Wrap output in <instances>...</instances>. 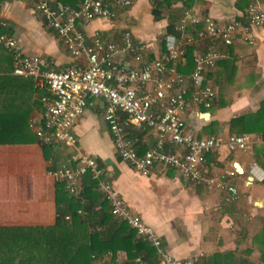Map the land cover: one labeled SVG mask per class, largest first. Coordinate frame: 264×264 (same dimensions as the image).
Returning a JSON list of instances; mask_svg holds the SVG:
<instances>
[{"label": "crops", "instance_id": "crops-1", "mask_svg": "<svg viewBox=\"0 0 264 264\" xmlns=\"http://www.w3.org/2000/svg\"><path fill=\"white\" fill-rule=\"evenodd\" d=\"M49 1L53 6L67 4L61 0ZM73 1L78 6L82 0ZM162 1L132 0L131 6L121 8L116 18H96L80 25V29L89 40L103 37L118 42L123 32L129 30L136 39L148 44L145 59L153 60L166 51L164 39L169 12L181 10L187 4L185 15L200 18L211 15L220 22L234 18L246 21L245 10L256 0H178L169 8L162 7L166 16L156 20L155 3ZM0 15L7 20L8 32L20 41L24 51L43 56L52 68L61 70L86 63L84 57L71 55L31 0H0ZM187 28L192 30L194 25L188 22ZM253 32L254 43L238 34L226 57L207 70V82L214 87L216 97L210 107L196 105L187 114L188 129L199 137L231 134L233 118L259 110L264 99V30L253 27ZM215 45L211 40H197L189 46L194 57ZM0 54V227L54 226L59 212L70 213L80 202L78 211L87 220L90 231L112 236L121 221H125L111 215L110 204L98 189V182L94 190L86 193L84 176L80 191L71 194L65 183L56 182L49 175L56 167L75 166L78 156L89 154L98 160L106 178L132 211L156 229L164 251L180 259L201 254L196 264H213L216 254H226L217 259L223 264L237 259L232 254L234 251L239 253L252 246L254 234L264 224V206L255 205L256 201L264 202V154L258 152L264 147V140L259 134L245 133L251 137L246 151L222 147L219 152L206 154L203 168L212 180L210 185L195 184L175 168L155 166L149 175L135 171L115 148L105 118L106 103L100 97H89L84 113L76 119L72 127L75 144L55 141L41 145L36 127L44 121L42 96L47 90L32 77L15 75L9 52L1 46ZM119 60L133 64L124 53ZM131 135L137 138L141 154L154 148L158 141L157 133L145 126L133 127ZM165 149L185 152L183 146L170 141ZM224 184L238 189L237 200L226 202ZM119 231L118 239L134 234L130 242L123 240L129 249L143 240L127 222ZM139 253L136 262L144 258L151 260L150 264L162 263L156 248L147 241ZM260 255L255 249L252 260L259 263ZM128 261L127 250L120 249L115 253L105 252L93 264Z\"/></svg>", "mask_w": 264, "mask_h": 264}, {"label": "built area", "instance_id": "built-area-1", "mask_svg": "<svg viewBox=\"0 0 264 264\" xmlns=\"http://www.w3.org/2000/svg\"><path fill=\"white\" fill-rule=\"evenodd\" d=\"M45 23L54 29L74 57H84V65H71L61 70L51 67L43 56L27 54L20 41L8 32L9 23L0 15V46L12 54L13 72L32 77L47 90L42 96L44 121L36 127L41 145L63 141L76 143L72 127L88 104L89 97L104 99L105 118L120 157L135 171L149 175L155 166L175 168L195 184H212L204 172L208 152L246 151L251 137L245 133L208 135L199 137L187 127V114L194 106L210 107L216 97L214 87L207 82L206 73L228 54L238 34L249 43L255 42L253 27L264 30V0L250 3L247 20L231 19L220 22L211 15L195 17L187 13L177 26L182 34L166 35V51L156 59L146 60L148 44L136 39L131 31H124L121 42L103 37L89 40L80 25L96 18L114 19L121 8L132 0H82L78 7L69 4L53 6L49 0H31ZM194 25L188 30L187 23ZM197 40H211L204 53L194 56L195 68L186 75L179 66L186 63V47ZM218 44V45H217ZM127 54L133 64L119 60ZM145 126L158 135L154 148L141 154L137 138L131 135L133 127ZM181 145L184 153L169 152L166 142ZM90 174L98 182V189L110 204L111 213L127 222L143 240L157 250L161 264H196L201 254L180 259L162 249L156 229L134 213L120 197L98 160L89 154L77 157L75 166H60L49 171L56 182L65 183L71 194L80 191V180ZM226 202L239 198L233 185L224 184ZM67 219L70 216H66Z\"/></svg>", "mask_w": 264, "mask_h": 264}, {"label": "trees", "instance_id": "trees-1", "mask_svg": "<svg viewBox=\"0 0 264 264\" xmlns=\"http://www.w3.org/2000/svg\"><path fill=\"white\" fill-rule=\"evenodd\" d=\"M61 1L73 7L79 6H74L73 0ZM173 1L177 2L178 0H163L162 2L155 3L153 12L156 20L166 16L162 12V7L167 5L169 8ZM186 5L181 10L172 11V13L169 12V15L167 14L169 24L166 35H180L177 26L178 22L185 16ZM9 57L14 67L11 53H9ZM185 64L186 68L180 67L179 71L184 74L191 73L195 68V61L193 48L189 45L186 47ZM230 125L232 133L259 134L264 140V99L258 111L239 115L231 120ZM259 151L264 154V147L259 149ZM84 184L87 193V191H92L96 188L97 180L93 179L90 174H87ZM80 206L81 203L77 202V205L72 208L70 213L63 214L59 212L58 221L54 226L0 227V264H93L95 259L101 257L105 252L112 251L115 253L120 249L127 250L129 255V261L125 264H150L151 260L149 259L142 258L140 262L135 261V258L140 254V247L145 246L146 241L139 240L129 249L124 245L126 243L123 240L130 242L134 234H130L124 237V239H118V235L121 232L119 231L120 226L125 225V222L121 221L118 230L109 237L100 232H91L87 220L78 211ZM65 215H69L71 221L66 220ZM111 215L114 216L112 213ZM105 216H108V214L105 213ZM120 242H122V245ZM255 249H258L261 253L259 263L254 262L251 257ZM232 254L234 257L237 256V259L233 263L223 264H264V224L254 234L251 247L243 249L239 253L238 251H234ZM225 255L221 253L216 254V262L213 264H219L217 259Z\"/></svg>", "mask_w": 264, "mask_h": 264}, {"label": "water", "instance_id": "water-1", "mask_svg": "<svg viewBox=\"0 0 264 264\" xmlns=\"http://www.w3.org/2000/svg\"><path fill=\"white\" fill-rule=\"evenodd\" d=\"M206 116L208 117L209 115L206 113ZM255 205L258 206V207H263L264 206V202L263 201H256Z\"/></svg>", "mask_w": 264, "mask_h": 264}, {"label": "bare ground", "instance_id": "bare-ground-1", "mask_svg": "<svg viewBox=\"0 0 264 264\" xmlns=\"http://www.w3.org/2000/svg\"><path fill=\"white\" fill-rule=\"evenodd\" d=\"M239 169L241 170V168L239 167Z\"/></svg>", "mask_w": 264, "mask_h": 264}]
</instances>
